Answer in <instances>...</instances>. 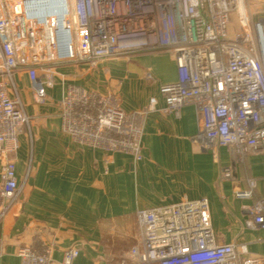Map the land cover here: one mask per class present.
<instances>
[{"label":"built area","instance_id":"built-area-1","mask_svg":"<svg viewBox=\"0 0 264 264\" xmlns=\"http://www.w3.org/2000/svg\"><path fill=\"white\" fill-rule=\"evenodd\" d=\"M245 0H0V217L19 195L18 136L28 124L14 78L24 72L35 103L46 99L56 69L146 53H168L174 82L159 94L165 113L193 106L201 134L227 147L237 161L264 155V20H252ZM152 100L148 111L154 109ZM61 131L82 146L142 159L141 119L116 99L67 84L59 100ZM222 179L234 181L231 167ZM233 196L246 207L248 229L264 230V180H244ZM141 251L137 264H260L245 244H222L208 201L186 200L135 212ZM79 250L63 256L72 264ZM21 264H52L49 249L22 247Z\"/></svg>","mask_w":264,"mask_h":264},{"label":"crops","instance_id":"crops-1","mask_svg":"<svg viewBox=\"0 0 264 264\" xmlns=\"http://www.w3.org/2000/svg\"><path fill=\"white\" fill-rule=\"evenodd\" d=\"M245 1L252 20H264V0ZM115 61L126 59L99 66ZM137 63L142 78L127 69L122 73L121 109L135 112L152 98L156 104L142 122V159L136 163L128 154L78 145L61 131L59 100L67 84L47 88L44 103L37 104L26 74H15L31 128L18 136L20 192L0 217V264H21L17 251L22 247L49 249L52 264H63L64 252L73 247L79 253L72 264H137L141 245L135 212L201 198L208 201L216 240L245 244L249 256L264 264V230L245 227L251 202L233 196L246 178L259 182L256 194H261L264 155L237 161L229 148L201 134L193 106L183 107L178 116L163 111L159 87L177 78L171 55L139 54ZM71 65L58 67L57 78L63 79ZM225 167L232 168L234 181L222 179Z\"/></svg>","mask_w":264,"mask_h":264},{"label":"rangeland","instance_id":"rangeland-1","mask_svg":"<svg viewBox=\"0 0 264 264\" xmlns=\"http://www.w3.org/2000/svg\"><path fill=\"white\" fill-rule=\"evenodd\" d=\"M248 3L249 2H247V1L244 2V4L247 6L246 8L248 9V12H249ZM99 64L95 67L84 66V68H79L81 66L76 67L77 65H74V64L71 66H66V69L63 70L64 71L63 79H60V77L57 78V76L55 75V77L53 79V82H54L53 85L54 86L56 84H59V86L66 85V84L77 85L75 83L76 81L77 82L83 81L89 85V88H85V89H87L88 91L100 93L102 95H106V96L109 95L118 101L120 108H123L122 104H121V98H120V90L122 88L121 86H122V77H123L122 73H124V70L127 69L130 72V74L139 75L142 78V73L140 71H137L134 67L135 64H138L137 63V55L128 57L125 62L115 61L113 63H110V64L107 63V65L103 64L100 66H99ZM101 66H103V67H101ZM77 69H79V70H77ZM81 69H83V71ZM56 73H57V71H56ZM79 73H81L82 75L78 76ZM19 97H20L22 104L24 106V112H25V115H26L27 120H28V124L24 127L23 132L29 133L30 128H31V124H30L31 120L28 117V115L26 114L25 102L23 101L21 96H19ZM152 100H155V99L154 98L150 99V101L145 106L140 107L142 109L136 110V111L144 112L145 110H147L150 107V103ZM155 102H156V100H155ZM124 112H126V111H124ZM150 112L151 111L147 110V112L143 115V117L141 119V124H142L144 118L146 116H148L150 114ZM126 113H130V112H126ZM142 127H143V125H142ZM141 139H142V136H141ZM140 145H141V150H142V143ZM220 196L224 197L223 194H221Z\"/></svg>","mask_w":264,"mask_h":264}]
</instances>
